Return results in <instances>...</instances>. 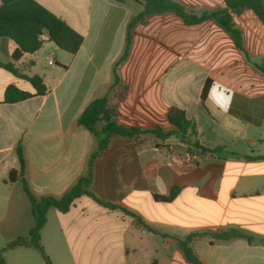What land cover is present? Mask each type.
I'll list each match as a JSON object with an SVG mask.
<instances>
[{"label": "crops", "instance_id": "obj_1", "mask_svg": "<svg viewBox=\"0 0 264 264\" xmlns=\"http://www.w3.org/2000/svg\"><path fill=\"white\" fill-rule=\"evenodd\" d=\"M35 1L83 43L72 55L45 33L41 50L14 62L18 74L0 67V250L35 225L23 184L9 182L20 169L17 146L32 193L62 197L87 174L97 148L79 119L106 97L117 125L169 132L179 111L195 126L191 143L221 151L191 153L174 136L150 133L113 138L93 163L91 191L117 209L87 195L65 214L50 209L41 245L52 263L192 264L177 239L203 234L191 243L202 264H264V24L253 11L232 17L242 48L215 19L188 25L174 13L150 15L135 25L128 57L117 66L145 0ZM172 1L188 15L230 13L223 0ZM17 48L0 38V63H12ZM24 76L42 78L46 95L5 103L9 87L34 92ZM174 188L172 201L160 199ZM234 231L253 241L211 236ZM4 256L6 264H45L28 247Z\"/></svg>", "mask_w": 264, "mask_h": 264}, {"label": "trees", "instance_id": "obj_2", "mask_svg": "<svg viewBox=\"0 0 264 264\" xmlns=\"http://www.w3.org/2000/svg\"><path fill=\"white\" fill-rule=\"evenodd\" d=\"M123 2L124 0H117ZM229 8L230 13L225 11L203 13L201 16L185 14L180 6L172 0H145L144 10L130 23L127 32V43L124 54L117 64L123 62L129 54L130 45L133 36V30L137 23L142 22L146 17L154 14L174 13L181 17L186 24L194 25L206 20L215 19L217 22L234 37L236 44L242 48V35L234 28L232 17L240 14L245 10H251L264 24V0H223ZM47 33L49 41L61 50L75 55L81 48L83 37L69 27L64 21L55 16L41 4L35 0H1L0 4V38H9L16 45L17 49L13 53V62L10 64L0 63V67L18 74L14 67V62L19 61L24 54H35L42 49L45 41L44 34ZM264 73V64L258 66ZM32 84L34 92L22 91L16 87H9L5 93V103L15 104L24 102L35 96H44L47 93V87L44 85L42 78L39 76H24ZM118 83V77H116ZM212 83H206L202 100L204 101L209 93ZM108 100L106 97L93 101L79 119V124L89 130L97 141V148L91 155L88 163V172L82 177L69 191L62 197L56 198L46 196L42 198L36 197L26 180V159L21 144L17 146L16 152L20 163L19 171H11L9 174V182L20 181L31 204L32 212L35 219V225L31 229L29 235L7 244L0 250V264H6L5 253L19 247H28L36 250L44 260L45 264H53L41 245V230L47 223V213L50 209H57L62 214L70 211L75 201L80 197L87 195L98 204L110 209H117L116 206L103 202L98 199L91 191L92 186V166L95 160L101 156L109 147L111 140L115 137L135 138L139 134L150 133L157 138L167 139L176 137L182 142L188 144L191 153L201 154H219L221 150H211L201 146L198 142L191 143L190 135L195 133V126L186 119L183 113L173 111L170 115V123L173 130L163 132L161 129L155 130H139L127 129L117 125L112 121L113 112L109 110ZM103 123L101 131L97 127ZM178 194V188H174L169 196L160 197L164 202L172 201ZM203 234H192L185 239H177L179 248L183 251L187 260L192 264H202L199 257L191 247V243L196 238L202 237ZM216 240H228L233 237H244L252 242L253 239L236 231L232 233L223 232L211 235Z\"/></svg>", "mask_w": 264, "mask_h": 264}, {"label": "built area", "instance_id": "obj_3", "mask_svg": "<svg viewBox=\"0 0 264 264\" xmlns=\"http://www.w3.org/2000/svg\"><path fill=\"white\" fill-rule=\"evenodd\" d=\"M48 64L51 66L55 65L53 60H49ZM198 158H199V156H194V159H198Z\"/></svg>", "mask_w": 264, "mask_h": 264}]
</instances>
